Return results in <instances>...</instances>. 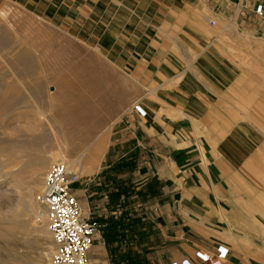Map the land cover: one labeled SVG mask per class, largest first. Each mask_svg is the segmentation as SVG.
I'll return each mask as SVG.
<instances>
[{
	"label": "crops",
	"instance_id": "1",
	"mask_svg": "<svg viewBox=\"0 0 264 264\" xmlns=\"http://www.w3.org/2000/svg\"><path fill=\"white\" fill-rule=\"evenodd\" d=\"M16 1L92 48L81 59L108 94L100 122L110 125L108 139L95 141L107 140L102 170L126 177L136 190L155 192L140 208L157 228L139 235L143 255L115 240V259L122 258L116 261L171 264L186 258L204 264L194 252L211 255L218 245L228 249L221 264H243V256L257 255L252 242L258 235L237 217L240 205L230 196V183L261 147L263 133L250 118L257 110L244 97L264 96V88L251 87L250 77L220 50L221 42L209 38L218 28L204 16L221 13L240 32L264 34V17L253 12L264 0ZM257 42L262 45L252 47H264V40ZM104 190L94 193L100 195L97 212L106 215ZM129 234L120 240L131 239ZM152 235L158 242L148 245ZM95 252L106 258L103 241L92 245L91 264L101 262Z\"/></svg>",
	"mask_w": 264,
	"mask_h": 264
},
{
	"label": "rangeland",
	"instance_id": "2",
	"mask_svg": "<svg viewBox=\"0 0 264 264\" xmlns=\"http://www.w3.org/2000/svg\"><path fill=\"white\" fill-rule=\"evenodd\" d=\"M211 15L216 22L213 29L218 30H211L209 38L221 42L220 50L234 61L243 77H250L251 87L264 88V47H252L262 45L257 41L264 40V34L240 32L232 17ZM194 22L199 23L196 18ZM60 29L55 21L33 13L16 0H0V264H52V237L46 224L35 219V196L60 153L69 157L66 163L78 172L74 186L81 190L74 193L84 214L89 213L99 224L94 244L104 242L103 229L108 223L120 220L124 226L117 230V242L141 257L144 251L139 235L157 229L140 209L155 192L136 190L125 182L126 177L102 170L109 159L103 150L110 125L100 123L101 109L108 106L107 90L81 59L91 54L92 48ZM244 99L257 110L250 118L264 136V96ZM100 135L105 136L95 143ZM230 186L232 200L240 205L235 209L237 217L244 228L258 235L252 242L257 255L243 256V264H264V137L257 154L243 173L232 178ZM95 188L110 191L104 190L106 215L97 212L100 195L94 193ZM253 221L258 230L253 228ZM123 234L133 235L120 240ZM246 234L250 233L244 231L248 246L251 240ZM157 242L152 235L147 244ZM91 250L87 264L92 262ZM115 252L105 245L106 258L95 252L94 257L101 259L95 264L103 260L125 264L116 261L122 258L115 259ZM150 264L158 262L154 259Z\"/></svg>",
	"mask_w": 264,
	"mask_h": 264
},
{
	"label": "built area",
	"instance_id": "3",
	"mask_svg": "<svg viewBox=\"0 0 264 264\" xmlns=\"http://www.w3.org/2000/svg\"><path fill=\"white\" fill-rule=\"evenodd\" d=\"M253 12L264 17V3L255 5ZM211 26L216 24L212 17L204 16ZM133 109L141 116L145 110L139 104ZM78 181V172L65 161H56L47 169L41 190L36 194L37 211L35 219L46 224L53 243L52 264H87L89 252L94 244L99 224L84 214L82 206L73 192ZM228 249L218 245L214 254L196 250L194 257L204 264H221ZM171 264H192L186 258Z\"/></svg>",
	"mask_w": 264,
	"mask_h": 264
},
{
	"label": "trees",
	"instance_id": "4",
	"mask_svg": "<svg viewBox=\"0 0 264 264\" xmlns=\"http://www.w3.org/2000/svg\"><path fill=\"white\" fill-rule=\"evenodd\" d=\"M123 226H124V224L122 223V221L119 220L116 222L108 223L106 225V227H104L103 238H104V243L107 246L108 250H112L115 248L113 243L115 240H117V238H119V237H117V235H118L117 230H119V228H121ZM139 262L140 261L128 259V262H126L125 264H137V263L139 264Z\"/></svg>",
	"mask_w": 264,
	"mask_h": 264
},
{
	"label": "bare ground",
	"instance_id": "5",
	"mask_svg": "<svg viewBox=\"0 0 264 264\" xmlns=\"http://www.w3.org/2000/svg\"><path fill=\"white\" fill-rule=\"evenodd\" d=\"M84 154V153H83ZM57 156H58V159L56 160V161H65L66 162V160H69V157L65 154V153H60V154H57ZM76 161L77 160H73L72 162L73 163H76ZM78 163V162H77ZM71 164V163H70ZM1 174V173H0ZM31 195V194H30ZM29 205L31 204V200H29ZM28 206V205H27ZM223 261V260H222ZM89 262V261H88Z\"/></svg>",
	"mask_w": 264,
	"mask_h": 264
}]
</instances>
